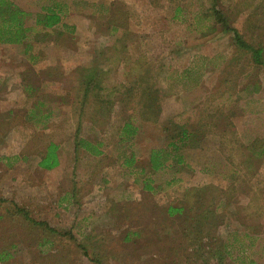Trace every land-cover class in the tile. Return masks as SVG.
<instances>
[{
	"label": "rangeland",
	"instance_id": "374dc122",
	"mask_svg": "<svg viewBox=\"0 0 264 264\" xmlns=\"http://www.w3.org/2000/svg\"><path fill=\"white\" fill-rule=\"evenodd\" d=\"M217 1L264 49V0ZM152 2L131 3L137 19L114 34L128 49L108 42L107 19L81 32L66 64L87 65L99 48L98 87L83 103L87 71L30 73L44 87V111L57 116L21 121L0 149V264H264V65L238 48L211 0ZM196 122L204 134L182 149L186 162L154 171L151 150L167 146L176 123ZM78 136L101 154L76 149ZM50 143L60 165L46 171L39 155ZM15 205L60 233L12 214Z\"/></svg>",
	"mask_w": 264,
	"mask_h": 264
},
{
	"label": "crops",
	"instance_id": "0c3cea01",
	"mask_svg": "<svg viewBox=\"0 0 264 264\" xmlns=\"http://www.w3.org/2000/svg\"><path fill=\"white\" fill-rule=\"evenodd\" d=\"M13 1L30 13L28 15V24L31 30H29L27 38L22 43H0V149L9 146L7 140L9 135H13L15 133L14 130L24 126L23 124L21 125V121L32 122L33 127H35L34 122L37 121L43 123V125H46V123L51 125L50 121L57 116L52 110L44 111V107L47 104L44 97L45 91H42L44 87L30 73L67 72L78 69L85 71L91 69L99 70V65L95 61V52L97 53L99 48L93 52V60L91 58L87 65L78 67V65L73 66L65 63L68 52L77 51L82 45L81 32L83 34L97 32L98 27L96 26L101 21L93 24L94 19H107L105 23L108 27V42L116 45V42L122 40L117 39L116 41L118 37L115 38L114 34L125 30L124 23L128 24L129 19H137L136 16H133V9H129L130 4L136 2L137 8L146 7L148 4L150 6L153 5V0H147L149 3L141 4V6L139 3L146 0ZM37 7L39 9L35 11ZM49 10L57 13L60 21L51 27H45L43 20L41 22L40 20L44 19V15L48 14ZM155 14H157V11H155ZM138 17L143 19V13H140ZM85 44L83 43V45ZM121 44L125 47L127 46L126 48L128 49L125 41H122ZM51 145H55L56 149L58 148L56 143L47 145V148L40 152L39 162L42 155L48 152ZM21 150L17 153L21 152ZM17 156L19 157L20 154L15 157L6 155L4 158L9 161L7 165H12L15 160L19 164L21 160ZM59 165L60 158L58 157V164L54 168ZM41 168L50 171L46 168ZM14 213L16 215L19 214L17 210L12 214ZM4 217L5 214L0 212V219ZM9 246H14V243H10Z\"/></svg>",
	"mask_w": 264,
	"mask_h": 264
},
{
	"label": "trees",
	"instance_id": "16d2710c",
	"mask_svg": "<svg viewBox=\"0 0 264 264\" xmlns=\"http://www.w3.org/2000/svg\"><path fill=\"white\" fill-rule=\"evenodd\" d=\"M212 1V9L214 10V15L216 16V20L218 23H221L224 27L226 32H232L233 40L235 41L238 48L249 51L251 53L252 61L255 65H264L263 59V48L260 46L252 45L251 43L247 42L237 27L232 26L228 23L225 15L218 7L217 0ZM49 13L44 15V19H41L40 22L43 20L45 27H51L57 24L60 21L59 15L53 11H48ZM30 13L24 9L23 7L19 6L13 0H0V43L5 44H17L22 43L28 36L29 30H31L30 25L28 24V15ZM45 20V21H44ZM86 77V85L84 87V91L82 94V103L88 97L89 93L93 91L98 86L97 78V71L96 69H91L87 71ZM147 107L152 108L156 105L154 100H149L148 102L144 103ZM196 123H190L187 127L183 124L176 123L177 131L174 134L169 143L166 147L162 148H154L151 150L150 153V165L154 171L163 170L170 164H184L186 162V158L182 149L185 146L190 145V143H195L196 137L200 134H204L203 129L205 128L204 124H200L196 126ZM127 135H134L137 132V128L132 124V122L127 121L123 125V130ZM75 141L76 149L78 147L85 148L87 151L91 152L92 154L99 155L101 154L100 145L94 144L89 139L80 138L79 136ZM256 143L250 144L249 150L251 149V153H255L259 151L257 148L260 146ZM264 151V140L263 143L260 144ZM258 154V152H257ZM259 155V154H258ZM134 163L135 160L130 159L128 163ZM58 164V155L56 153V146L51 145L48 152L42 155L41 161L39 162L40 167L46 168L48 170L53 169ZM145 188L152 189V185H145ZM17 207V213L22 212L26 218L31 220L34 223L42 224L46 226L52 233L59 234L60 231L56 228L52 227L48 222L36 221L31 219L29 213L24 210L22 207L15 205ZM184 209L182 206H169L168 212L169 214L181 213ZM210 210H203V215L207 216ZM7 252V251H6ZM5 253H0V259L5 257Z\"/></svg>",
	"mask_w": 264,
	"mask_h": 264
}]
</instances>
